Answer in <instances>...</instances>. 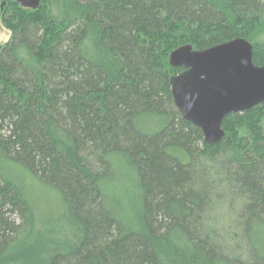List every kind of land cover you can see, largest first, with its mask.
<instances>
[{
    "label": "trees",
    "instance_id": "trees-1",
    "mask_svg": "<svg viewBox=\"0 0 264 264\" xmlns=\"http://www.w3.org/2000/svg\"><path fill=\"white\" fill-rule=\"evenodd\" d=\"M0 264H264V102L213 144L169 53L244 38L264 0H0Z\"/></svg>",
    "mask_w": 264,
    "mask_h": 264
},
{
    "label": "water",
    "instance_id": "water-1",
    "mask_svg": "<svg viewBox=\"0 0 264 264\" xmlns=\"http://www.w3.org/2000/svg\"><path fill=\"white\" fill-rule=\"evenodd\" d=\"M35 9L40 0H14ZM169 64L183 69L168 77L180 117L198 127L207 144L219 141L222 119L264 102V65L252 61V45L233 38L203 49L186 44L172 50Z\"/></svg>",
    "mask_w": 264,
    "mask_h": 264
},
{
    "label": "rangeland",
    "instance_id": "rangeland-1",
    "mask_svg": "<svg viewBox=\"0 0 264 264\" xmlns=\"http://www.w3.org/2000/svg\"><path fill=\"white\" fill-rule=\"evenodd\" d=\"M10 32L0 24V42L3 43L8 40Z\"/></svg>",
    "mask_w": 264,
    "mask_h": 264
}]
</instances>
